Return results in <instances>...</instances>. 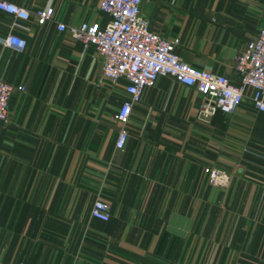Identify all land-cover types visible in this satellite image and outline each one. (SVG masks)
Masks as SVG:
<instances>
[{
    "label": "crops",
    "instance_id": "obj_1",
    "mask_svg": "<svg viewBox=\"0 0 264 264\" xmlns=\"http://www.w3.org/2000/svg\"><path fill=\"white\" fill-rule=\"evenodd\" d=\"M5 1L53 14L20 30L0 12V37L26 41L19 52L0 44V79L23 88L0 122V264H264V114L244 102L200 118L194 87L159 75L117 149L125 80L103 78L100 56L55 27L103 25L99 0ZM140 12L177 39L182 61L237 83L234 57L264 0H141ZM210 165L228 175L224 189L207 185ZM95 199L105 222L89 216ZM211 204L231 207V228H202Z\"/></svg>",
    "mask_w": 264,
    "mask_h": 264
},
{
    "label": "built area",
    "instance_id": "obj_2",
    "mask_svg": "<svg viewBox=\"0 0 264 264\" xmlns=\"http://www.w3.org/2000/svg\"><path fill=\"white\" fill-rule=\"evenodd\" d=\"M141 0H99L98 10L106 15V22H81L65 27L56 23L58 31L66 29L68 36L91 47L101 58V76L111 84L124 79L123 92L126 97L113 115L118 124L114 147L122 148L127 137L126 124L131 106L138 102L143 90L151 86L159 75L172 78L184 86H192L200 95L197 116L207 118L219 111L231 113L247 102L254 112L264 114V15L256 35L248 40L234 57L233 70L238 76L234 83L226 76L208 70L197 69L182 61L174 52L176 38H166L151 30L140 12ZM0 12L11 17L10 29L27 30L21 22L32 15L36 25L41 26L52 18L53 10L46 6L31 14L14 3L0 0ZM0 44L16 51L26 47V41L14 33L0 37ZM0 79V122H6L7 102L14 90ZM206 182L215 187L226 184L227 174L215 166L203 169ZM89 216L105 222L109 219L108 204L95 199ZM22 264V263H18Z\"/></svg>",
    "mask_w": 264,
    "mask_h": 264
},
{
    "label": "rangeland",
    "instance_id": "obj_3",
    "mask_svg": "<svg viewBox=\"0 0 264 264\" xmlns=\"http://www.w3.org/2000/svg\"><path fill=\"white\" fill-rule=\"evenodd\" d=\"M239 110V108H238ZM228 176V175H227ZM229 184V177L225 185L221 187L211 186L207 183L208 186L213 187L215 189H224ZM216 203V202H214ZM212 205V204H211ZM231 206V205H230ZM231 207L219 204L218 207L212 205V209H209L207 212V217L205 218L204 225L202 224V228H231ZM229 216L227 217V213Z\"/></svg>",
    "mask_w": 264,
    "mask_h": 264
}]
</instances>
